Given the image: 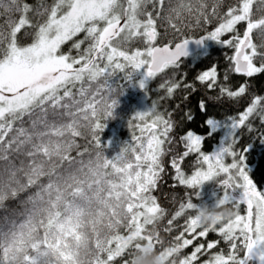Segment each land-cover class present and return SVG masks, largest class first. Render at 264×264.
Here are the masks:
<instances>
[{
  "label": "snow or ice",
  "instance_id": "obj_1",
  "mask_svg": "<svg viewBox=\"0 0 264 264\" xmlns=\"http://www.w3.org/2000/svg\"><path fill=\"white\" fill-rule=\"evenodd\" d=\"M149 3L156 18L144 11ZM126 5L125 0H55L42 11L37 9L47 19L33 25L27 3L0 0V16L7 17L0 25V212L5 213L0 217V264H114L124 257L129 259H123V264H135L138 255L163 244L155 226L166 210L151 193L163 171L161 158L170 151L165 145L173 140L171 114L166 118L157 112L154 102L148 110L135 113L140 124L130 126L139 128L140 135L111 158L104 154L106 146L100 139L102 121L113 115L117 97L137 70H145L137 83L147 91L149 78L178 68L189 55L191 40L182 36V26L192 18L197 24L208 22L217 6L208 13L205 0H175L174 4L172 0H126ZM254 6L264 12V0H242L239 8L228 9L223 22L206 37L195 39L197 44L211 40L234 46V71L247 77L264 73V62L259 66L254 62L257 57L264 61V50L258 51L251 39L253 30L264 34V17L253 19ZM16 13L18 20L12 18ZM145 14L147 19L141 21L138 17ZM157 19L168 24L175 37L172 44L154 45ZM240 22L247 24L242 39H221ZM26 26L35 28V33L31 43L21 46L17 37ZM79 33H85L84 40L73 47L79 50L90 40L88 47L78 58L63 53L62 46ZM133 38H144L147 47L132 53L122 50ZM118 71L125 73L124 84L117 83ZM216 78L215 67L197 77L208 82L209 89ZM168 83L160 88L171 96L180 85ZM245 91L243 85L238 91L221 89L229 97ZM200 109L206 111L204 101ZM254 114L264 120V97H255L238 118L226 122L208 118V135L218 127L228 129L226 138L210 153L201 150L204 136L188 131L180 137L186 148L181 159L196 153L199 166L186 176L173 159L178 183L199 198L205 182L215 181L223 192L215 201H228L237 210L246 205L247 212H234L218 223L222 225L218 229V224L202 225L197 206L204 201L194 203L189 195L167 221L165 231L171 232L177 218L188 211L195 213L172 245L159 251L165 264H194L198 254L214 249L219 241L208 242L206 249L200 244L179 261L176 257L197 237L216 231L231 251L215 253L204 264H248L253 257L264 264V191L249 175L245 155L249 145L240 152L234 147L242 126L251 131L246 121ZM78 137L84 138V145L77 144ZM228 157L230 163H226ZM236 189H242L239 198L233 195ZM122 228L125 235L120 234ZM198 228L202 230L197 233ZM238 242L245 250L242 258Z\"/></svg>",
  "mask_w": 264,
  "mask_h": 264
},
{
  "label": "trees",
  "instance_id": "obj_2",
  "mask_svg": "<svg viewBox=\"0 0 264 264\" xmlns=\"http://www.w3.org/2000/svg\"><path fill=\"white\" fill-rule=\"evenodd\" d=\"M21 2L27 3L32 9V11L27 14L31 24L38 25L43 23L47 17L38 15L37 9L42 11L43 7H50L53 5L55 0H21ZM172 3L174 4L175 0H172ZM205 3L207 4L208 13L212 12L213 5L217 6L216 15L211 16L208 22H201L200 24L195 23V18H192L191 23L186 21L185 26H182L183 30L181 33L184 38H198L203 35L207 36L209 32L213 31L221 22H223V17H225L228 9L232 7L239 8L242 0H205ZM126 6L125 0V7ZM144 11L145 13H153V17L156 18V10L151 3L145 5ZM19 15V13L13 14L12 18L18 20ZM141 17L146 18L147 15H141ZM261 17H264V12L256 11L254 6L253 19H259ZM6 19V16H0V25H3ZM102 26L103 25H101V27ZM246 28V22H240L236 25L234 32L223 34L221 39L232 40L234 36H239L242 39ZM157 32V39L153 42L155 46L172 44L175 39L168 24L161 22L158 19ZM34 33L35 28L26 26L22 29L21 33L18 34V43L21 46H27L28 43H31ZM84 37L85 33L77 34L76 37H73L72 40L66 42L62 46L61 51L72 57L78 58V55L88 47L91 41H85L79 50L75 49L73 44L84 40ZM251 39L252 42L257 45L258 51L264 50V48H262V46H264V34L259 30H253ZM146 47L147 43L144 38H133L131 41L127 42L123 47V50L133 52L137 49ZM246 51L250 50L246 49ZM234 54V46L221 45L209 40L205 43L201 53L194 54L192 58H184L178 68L173 67L165 69L163 73L158 74L154 79L151 78L148 80L146 85L148 89L147 91L142 88L140 89L137 86L138 76L134 74L133 80L126 82L123 93L117 97L118 103L113 110V115L108 117L105 121H102L105 123V127L100 131V139L102 145L106 146L104 154L111 158L115 156L126 143H134L133 136L140 135L139 128L130 126V123L132 125L140 124V121L134 117L135 113H137L136 111L139 107V101L142 97H145L146 105L148 106L146 110L151 108L154 102L156 106L155 110L157 112L164 114L166 118L169 113L171 114V119L175 125L174 131L171 134L173 140L170 145L167 143L165 145L170 151L161 158L163 171L160 173V178L157 181L156 187L151 193L156 197L157 203L166 210L164 218L155 226V231L159 233L160 238L163 241L162 245L157 246V253L163 250V248L171 246L174 242V238L183 231L182 226L184 225L185 217L195 215L194 212H186L174 221L173 230L171 232L165 231L168 227L167 221L172 218L177 210H179L180 203L187 202L189 195H191L194 203H199L202 200L211 204L215 201L216 196L223 194L221 186L214 182L213 186L210 185V190H207L209 186L204 184L200 189L201 196L197 198L191 189L178 183V180L175 178L176 171L172 167L173 159L177 160L181 166V170L186 176L191 175L195 170L194 166H199L196 163V153H190L186 158L181 159L186 148L180 137L186 135L188 131L204 136L205 139L202 143L201 150L205 153H210L226 138L228 129L217 128L212 135H208L210 129L205 123L206 120L208 118H213L220 122H226L229 118H238L239 115L246 111L251 105L255 97H264V73H257L252 77L240 74L238 77V73L234 71V62L232 59ZM254 62L259 66V64L264 61H261L259 57H257ZM212 67H215L217 71L215 84L220 83V81L223 80V88H227L231 91L232 78L233 80L238 79L239 86L243 85L246 87L244 93L245 96L231 97L235 107L226 108L220 106L218 102H223V99H216L215 97L221 96L222 92L218 91L217 93H212L210 95L208 93V82H201L197 79L200 74ZM124 74L125 73L123 72L116 74L118 84L125 83L123 80ZM225 77H227V79H225ZM165 81L169 82L168 86H171L172 83H179L180 85L174 90L171 96H168L166 88H160V85ZM227 81L228 83H226ZM216 88H219V86ZM78 89L79 84H77L76 88L72 89V91L75 93ZM222 94L229 97L227 93ZM201 101H204L206 111H201ZM143 111L145 110L143 109ZM189 115L192 117L191 119H188ZM246 124L251 125V131H249L248 127L242 126L237 131L238 143H236L234 147L236 151L240 152L249 145L247 152L245 153L249 175L257 184L258 190L264 191V120L260 118V115L254 114L249 117ZM76 142L80 145L85 144L83 137H78ZM81 151H83V148H81ZM73 155H76L75 151L73 152ZM226 159L231 158L228 157ZM230 162L231 161H229V163ZM237 191L238 189L234 191L235 194H237ZM214 193L215 196L213 195ZM8 206L15 207L16 205L9 203ZM229 207H231L234 212L238 211L239 214L246 215V205H241L238 210L232 205H229ZM3 215H5V213L0 212V217ZM119 231L121 235L126 234V231L123 228ZM207 241H219V243L214 249L206 251L202 255L198 254V260L194 262V264H199L202 259H208L215 253L227 254L231 251L230 244L225 242L223 238L222 242L220 241V237L216 239L215 232H209L208 236L203 240L198 241L196 245L206 243ZM193 247L194 246L189 245L186 248H183L176 257L177 261L186 257L188 253H192ZM244 251L245 250L238 242V255L241 258L244 255ZM123 259H129V257H124ZM123 259L117 258L114 264H123ZM248 264H259V262L254 258L251 259Z\"/></svg>",
  "mask_w": 264,
  "mask_h": 264
},
{
  "label": "clouds",
  "instance_id": "obj_3",
  "mask_svg": "<svg viewBox=\"0 0 264 264\" xmlns=\"http://www.w3.org/2000/svg\"><path fill=\"white\" fill-rule=\"evenodd\" d=\"M197 208L200 223L207 226L221 223L235 214L233 209L229 207L228 201L223 203L214 201L211 204L204 201ZM135 264H165V261L154 249H149L147 254H141L136 257Z\"/></svg>",
  "mask_w": 264,
  "mask_h": 264
},
{
  "label": "rangeland",
  "instance_id": "obj_4",
  "mask_svg": "<svg viewBox=\"0 0 264 264\" xmlns=\"http://www.w3.org/2000/svg\"><path fill=\"white\" fill-rule=\"evenodd\" d=\"M141 21H144V20H146L147 19V17L146 18H142L141 16H139L138 17ZM145 48H140V49H137V50H140V51H143ZM123 50V49H122ZM136 51V50H135ZM129 52V51H128ZM134 52V51H133ZM129 53H132V52H129ZM78 67V66H77ZM128 71H131V69H128ZM144 69H140V70H137V72L136 73H134L135 75H137L138 76V80L139 79H141V78H143V73H144ZM117 73H119V71L117 72ZM151 78H149L148 80H150ZM147 80V81H148ZM140 89H141V87L139 86V84L137 85ZM143 107V108H142ZM148 108V106L146 105V101H145V97H142L141 99H140V101H139V107H138V110L136 111V112H141V111H143V109L144 110H146ZM219 128H222V127H219ZM227 129V128H226ZM229 161H231V159H226V163H229ZM223 178V177H222ZM214 182L215 181H209V182H205V184L207 185V186H209V188L207 189V190H210V184L213 186L214 185ZM239 190V189H238ZM223 195V194H222ZM241 215V214H240ZM191 217V215H189L188 217H185V219H184V225L182 226V229H183V227L185 226V223H186V221L189 219ZM186 220V221H185ZM218 225H220V224H218ZM222 226V225H221ZM217 228H218V226H217ZM186 238L188 239V237H187V234H186ZM192 239H193V237H192ZM202 239H204V238H199V237H197L196 239H194L193 240V243L194 242H198L199 240H202ZM207 243H208V241L206 242V243H203L204 245H205V249H206V245H207ZM197 243H195V245H194V247L192 248V252L194 251V249L197 247V246H199L200 244H198V245H196ZM193 245V244H192ZM191 245V246H192ZM189 255H191V253L189 254H187V256H189ZM254 258H256V257H253L252 259H254ZM183 259V258H182ZM209 259V258H208ZM208 259H202L201 260V262L199 263V264H204V261H206V260H208ZM257 259V258H256ZM258 260V259H257ZM258 262H259V264H260V261L258 260Z\"/></svg>",
  "mask_w": 264,
  "mask_h": 264
},
{
  "label": "bare ground",
  "instance_id": "obj_5",
  "mask_svg": "<svg viewBox=\"0 0 264 264\" xmlns=\"http://www.w3.org/2000/svg\"><path fill=\"white\" fill-rule=\"evenodd\" d=\"M240 74H242V73H238V77H239ZM231 80H232V83H231L232 84L231 91H238V89H239V83L237 81L238 79L237 80H233L231 78ZM226 83H228V81ZM218 86H219V88H216ZM223 86H224V84H223V80H222V81H220V83H216L213 88H211V89L208 88V93L211 95L212 93H217L218 91L221 92V89L223 88ZM214 88H216V89H214ZM243 96H245V94H241L239 97H243ZM215 98L216 99H223V102H220V103L218 102V104L220 106H224L226 108L235 107L234 102L232 101V98L231 97H227L226 95H223L221 93V96L215 97ZM222 128H226V127H222ZM224 131H225V129H224ZM222 132H223V129H222Z\"/></svg>",
  "mask_w": 264,
  "mask_h": 264
},
{
  "label": "water",
  "instance_id": "obj_6",
  "mask_svg": "<svg viewBox=\"0 0 264 264\" xmlns=\"http://www.w3.org/2000/svg\"><path fill=\"white\" fill-rule=\"evenodd\" d=\"M201 37H206V36L203 35V36H201ZM201 37H198V38H188V39H191V40L189 41V45H188L189 55H193V54H195V53H197V52H199V51L202 50L204 44H197L196 41H195V39H199V38H201ZM163 46H165V45L157 46V47H163ZM189 55H188V56H189ZM188 56H187V57H188ZM234 56H235V54H234ZM183 59H184V58H183ZM233 62H234V60H233ZM234 63H235V62H234Z\"/></svg>",
  "mask_w": 264,
  "mask_h": 264
},
{
  "label": "flooded vegetation",
  "instance_id": "obj_7",
  "mask_svg": "<svg viewBox=\"0 0 264 264\" xmlns=\"http://www.w3.org/2000/svg\"><path fill=\"white\" fill-rule=\"evenodd\" d=\"M198 53H201V51H199ZM198 53H195V54H198ZM192 56H194V54L193 55H190L189 56V58H192ZM233 195L234 196H236L237 198H239L241 195H242V189H239L238 191H237V194H235V192H233ZM243 215V214H242ZM218 226V228L221 226V225H217ZM217 228V229H218ZM200 230H202L201 228H198L196 231H197V233L200 231ZM216 233V239H218L219 237H220V241L222 242V236L218 233V231H216L215 232ZM187 237H188V239H192V235H190V234H187ZM206 238V237H205ZM203 240V239H202ZM200 241V240H199ZM205 242V241H204ZM195 243H197V242H194L193 243V245L192 246H194L195 245Z\"/></svg>",
  "mask_w": 264,
  "mask_h": 264
}]
</instances>
